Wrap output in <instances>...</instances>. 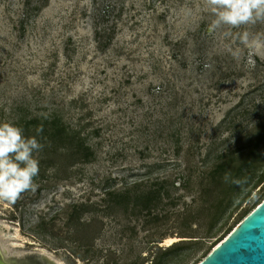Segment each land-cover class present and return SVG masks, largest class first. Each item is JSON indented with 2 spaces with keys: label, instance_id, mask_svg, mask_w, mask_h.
<instances>
[{
  "label": "rangeland",
  "instance_id": "374dc122",
  "mask_svg": "<svg viewBox=\"0 0 264 264\" xmlns=\"http://www.w3.org/2000/svg\"><path fill=\"white\" fill-rule=\"evenodd\" d=\"M214 19L203 0H0V123L33 136L56 119L91 153L43 138L38 189L0 203L8 256L150 264L165 238L208 236L167 259L198 264L264 200V143L243 166L264 132V46L234 59ZM160 186L145 216L134 198Z\"/></svg>",
  "mask_w": 264,
  "mask_h": 264
},
{
  "label": "clouds",
  "instance_id": "9594fccd",
  "mask_svg": "<svg viewBox=\"0 0 264 264\" xmlns=\"http://www.w3.org/2000/svg\"><path fill=\"white\" fill-rule=\"evenodd\" d=\"M206 9L215 19L209 25V31L227 26L222 35L230 39L224 44L225 51L234 59L241 54L239 46L255 48L257 44L264 46V39L253 36L247 30L257 24H264V0H203ZM232 29H244L233 32ZM43 131L37 126L36 133ZM36 136H25L24 129L17 124L0 123V203L15 204L26 192H35L39 185L35 177L40 173V161L34 156L43 149ZM230 173H225V182ZM246 180L233 179L232 183L242 185Z\"/></svg>",
  "mask_w": 264,
  "mask_h": 264
},
{
  "label": "trees",
  "instance_id": "16d2710c",
  "mask_svg": "<svg viewBox=\"0 0 264 264\" xmlns=\"http://www.w3.org/2000/svg\"><path fill=\"white\" fill-rule=\"evenodd\" d=\"M30 125L33 126L34 132H33V136H36V138H38L37 140L39 142H43V138L44 137H48L49 140H55L57 142H59V144L62 143H66L68 142V146H66L65 148H68L71 151V156L74 155H80L84 161H88V159L91 156V153L89 152V149L87 147L84 146L82 140L75 138V135H71L69 133L66 132V129L59 123L58 120L54 119L51 122L48 121H40L37 119H33L30 123ZM37 126H42L43 127V131L37 135L36 133V128ZM46 139V140H48ZM251 148L247 154V156L245 157V164L243 166H247L249 163L250 158H253V156L255 155L258 147H260L263 143H264V132L259 134L255 140L253 142H251ZM231 155H233V153H230ZM225 167L223 166V164L219 165L218 167L215 168V170L211 173V176L213 178V180H215L216 178H223L224 174H225ZM240 171V170H239ZM237 178V175L233 176V179ZM240 179V178H239ZM162 186V185H161ZM160 189L157 188L156 190H152L149 191L147 193H142L138 196H136L135 199V206L140 208L141 212L145 213V216H153L154 214L152 213V211L154 209H156V206L158 205L159 201H160V197H161V191L163 190V188ZM237 186V184H232L231 188H235ZM110 197H112V200L119 198V200H125V199H130V196H128L127 191L125 192V194H120V196H116L115 193L111 192L107 194ZM222 209V203L219 202L216 207H215V213L213 215V217L217 216ZM197 218V217H196ZM216 218V217H215ZM153 219H157V217H153ZM193 219H195L193 214L187 213L185 214V223L188 222V224L193 221ZM182 238H190V239H196L195 241L193 240H186V241H181L180 244H172L171 246H169L168 248H165L164 250H160L161 252L160 255L156 258L153 259V261L150 264H164L165 262L167 263L168 261L171 260H167L169 257L171 256H178L180 255V253H183V251L187 248H189V244H193L192 242H198L201 241V239H206L208 238V236L205 237H182ZM191 242V243H190ZM188 243V244H187ZM188 245L187 247H184ZM182 251V252H181ZM207 254L204 255V257ZM174 262L171 261L169 264H173Z\"/></svg>",
  "mask_w": 264,
  "mask_h": 264
},
{
  "label": "water",
  "instance_id": "95a60500",
  "mask_svg": "<svg viewBox=\"0 0 264 264\" xmlns=\"http://www.w3.org/2000/svg\"><path fill=\"white\" fill-rule=\"evenodd\" d=\"M44 264H55L43 255ZM0 264H42L7 255L0 246ZM198 264H264V200L218 243Z\"/></svg>",
  "mask_w": 264,
  "mask_h": 264
},
{
  "label": "bare ground",
  "instance_id": "6f19581e",
  "mask_svg": "<svg viewBox=\"0 0 264 264\" xmlns=\"http://www.w3.org/2000/svg\"><path fill=\"white\" fill-rule=\"evenodd\" d=\"M177 240H179L178 238H174V237H168L165 238L163 240V245L164 246H171L174 242H176Z\"/></svg>",
  "mask_w": 264,
  "mask_h": 264
}]
</instances>
